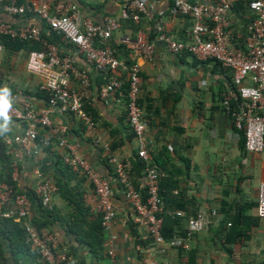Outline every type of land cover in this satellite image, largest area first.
I'll return each instance as SVG.
<instances>
[{"label":"crops","instance_id":"crops-1","mask_svg":"<svg viewBox=\"0 0 264 264\" xmlns=\"http://www.w3.org/2000/svg\"><path fill=\"white\" fill-rule=\"evenodd\" d=\"M60 1L72 2L81 18L88 17L100 24L107 17L116 16L122 2ZM145 1L147 12L136 22L137 30L134 32L127 20H121L107 44L118 58L139 66L141 82L137 102L143 113L144 139L151 162L168 179L164 189L166 203L185 206V209L166 211L171 217L176 216L177 210L182 213L176 224L181 226L174 227L176 233L182 231V234L173 236L180 239V245L171 246L168 240L162 246L152 242L146 230L134 221V210L125 201L122 188H118V180L112 176L114 165L108 162V153L129 171L128 167L134 168L138 143L127 121L123 91L102 97L99 87L112 77L126 82L125 73L118 69L101 73L83 55L76 54L74 46L61 34L31 13L13 15L0 11V22L35 25L44 40L56 43L63 53L75 55L77 67L88 76L86 106L93 112L95 128L89 130L77 117L53 109L48 114L51 125L40 127L38 140L26 150L20 142L24 123L9 117L6 130H0L1 174L10 173L11 186L28 197L30 223L33 217L48 222L42 227L41 235L54 236L56 252L61 258L64 256L59 263L264 264V215L257 209V188L264 181V148L261 152L245 149L243 135L235 129L222 103L225 97H236L232 72L214 59H199L187 51L169 52L160 35L186 42L192 19L171 13L173 0ZM3 2L0 0V4ZM250 16L251 11L244 14L233 6L230 9L229 28L235 46L241 39L244 47V27ZM138 32L153 42L149 58L135 52ZM28 51L26 47L12 49L0 44V89H9V101L13 105L20 107L25 101L34 108H42L47 105L45 91L40 89L41 78L25 68ZM245 82L250 84L249 79ZM69 85L79 90L75 79L71 78ZM58 125L65 126L64 134L51 131ZM61 138L75 144L81 159L110 182L116 215L110 229L105 231L104 249L98 251L97 257L81 246L75 234L67 229L70 206L54 184L56 178L64 179L57 164L67 153ZM94 139L100 144L107 143L108 152L95 145ZM82 175L78 172L68 182L83 191V203L90 215L86 217L88 222L98 212L92 185ZM38 180L47 181L54 188L48 205L41 204L50 213L47 218L39 216L40 198L34 191ZM141 180L142 176L138 183L143 187ZM189 217H201L202 227L189 232L186 222ZM8 235L0 220V264H30L32 255L13 250ZM110 249L112 255L108 253Z\"/></svg>","mask_w":264,"mask_h":264},{"label":"built area","instance_id":"built-area-1","mask_svg":"<svg viewBox=\"0 0 264 264\" xmlns=\"http://www.w3.org/2000/svg\"><path fill=\"white\" fill-rule=\"evenodd\" d=\"M246 2L251 11V17L246 25L244 47L234 45L233 33L229 28L228 13L234 3ZM0 11L13 15L34 14L53 31L61 34L75 48L76 54L84 56L87 62L101 73L115 72L117 69L125 73L127 82V121L137 140V157L145 163V172L141 185L146 188L143 198L139 190L129 179L124 164L108 153L107 160L114 165L115 173L120 183L125 201L134 210V221L143 227L155 245H164L162 235V217L159 209V172L150 165L151 155L144 139L143 113L138 105V91L141 78L139 66L133 62L127 64L118 58L107 44L113 30L120 26L121 20L132 19L137 22L142 13L147 12L145 0H122L121 8L116 16L107 17L104 23H95L90 18H81L76 5L60 0H6L0 4ZM171 13L188 16L192 26L188 32V40H173L160 35L171 53L187 51L199 59H214L232 72V81L236 85L234 104L228 97L222 101L226 112L232 117L234 127L244 138V147L249 152H261L264 148V0H173ZM12 39L34 40L42 44L41 49L29 50L26 56L25 68L41 78L40 89L47 93V105L34 108L29 102L22 106L10 103L8 117L24 123L21 135V145L28 150L37 138L38 129L50 126L48 114L57 109L77 117L82 126L93 130L95 119L93 112L87 108L86 99L89 91L87 74L76 65L75 55L63 53L56 43L47 42L41 36L40 29L31 24H10L0 22V35ZM137 55L151 57L153 42L145 34L138 32L135 41ZM78 82L79 90L69 85L70 79ZM250 80V84L246 80ZM122 80L109 78L99 87L102 97L114 95L122 87ZM54 133L64 134V125L51 128ZM66 144L67 153L62 157L65 164L79 171L92 184L96 199V209L105 231L110 229L116 215L112 200V190L109 180L99 171L86 164L78 154L77 146L61 138ZM99 145L108 152V144ZM0 169V175H1ZM53 186L38 180L35 194L40 198L42 206L48 205ZM11 205L12 208H11ZM30 201L26 194L15 191L12 186L0 180V217L22 219L24 223L25 242L36 249L41 259L47 264H58L61 258L56 252L55 238L52 235H40L29 221ZM257 209L264 215V181L257 188ZM181 215L180 211L175 212ZM204 221L201 217H189L187 226L189 232L199 230ZM171 246L180 245V239L173 237L167 241ZM160 251H163L160 248ZM110 255L113 250L108 251ZM147 264H154L153 261Z\"/></svg>","mask_w":264,"mask_h":264},{"label":"trees","instance_id":"trees-1","mask_svg":"<svg viewBox=\"0 0 264 264\" xmlns=\"http://www.w3.org/2000/svg\"><path fill=\"white\" fill-rule=\"evenodd\" d=\"M6 1V0H2ZM23 0H18V2H22ZM190 2L194 0H188ZM233 9L236 11L243 12L244 14H249V8L248 4L246 2H236L233 5ZM251 17V16H250ZM127 22H129L132 30L135 32L138 28V25L136 22H134L132 19H126ZM245 32L246 30V24H245ZM245 35V34H244ZM239 42L241 46L237 45L238 47H243V42ZM0 44H3L5 47H10L12 49H19V48H27L28 50H37L41 49V45L34 40H19V39H12L7 35H0ZM128 62V60H127ZM120 92L123 91V94L127 96V82H124L122 84V87L119 90ZM118 91V92H119ZM45 93V92H44ZM45 99L47 100V93H45ZM235 98L231 97L230 102L234 104ZM85 108L87 106L85 105ZM89 109V108H87ZM90 110V109H89ZM92 111V110H91ZM94 117V116H93ZM95 119V118H94ZM35 140H38V136ZM243 144H244V138H243ZM104 152V150L102 149ZM154 161H156V158H153ZM134 168L133 167H128L127 169L128 174H129V179L131 182L134 184V186L141 192L143 198L146 196V188L145 186L141 187L140 184L138 183V179L142 176H144L145 172V163L141 161L137 155H135L134 159ZM59 164V169L64 175V179L62 178H56L54 181V184L56 188L58 189V192L60 196L66 201L67 205L70 206V212H69V221L67 223V229L71 232H73L76 236L77 242L86 248L95 256L97 257L98 251H102L104 249V241H105V230L102 227L101 224V218L99 213L96 214L90 221L87 222L86 217H89V212H88V207L83 203V191H79L76 186L71 185L68 181L72 180L73 177H76L78 175L79 171H72L71 167L63 162L62 159L58 160ZM156 164V163H155ZM151 166H155L150 163ZM156 167V166H155ZM157 168V167H156ZM112 176L115 177L116 180H118V177L115 173V170L113 169L112 171ZM68 176V180L66 178ZM86 177L85 175H82ZM11 177L10 173H4L0 175V180L4 181L8 185H12L11 182ZM168 179L165 176H161L159 173V198H160V203H159V209H158V215L162 217V235L166 240L171 239L175 234H182L181 232H175V225L177 222L181 220L179 217L180 215H176L174 217L169 216L166 211L167 209H185V206L183 205H176V206H171L166 203V181ZM91 184V183H90ZM92 185V184H91ZM118 188L123 189L122 183L118 180ZM14 189V187H12ZM93 189V188H92ZM15 190V189H14ZM16 191V190H15ZM178 211V210H177ZM44 216L48 217L50 216V213L47 212V209L41 206V201L39 200V216ZM40 219V218H39ZM36 217L32 218V226L37 230V232L41 235L42 232V227L45 225L47 226L48 222L45 220H39ZM1 223L5 225V227L9 231V241L11 243V247L15 251H21L25 255L31 257L32 255V261L30 264H47L45 263L38 251L36 249H33L25 242V233H24V223L23 220L20 219L18 222L14 221V218H2L0 217ZM187 222V220H186ZM176 226H181L176 225ZM1 253V249H0ZM1 256V254H0ZM99 257V256H98ZM66 262V261H65ZM59 264H65L64 262H61Z\"/></svg>","mask_w":264,"mask_h":264},{"label":"clouds","instance_id":"clouds-1","mask_svg":"<svg viewBox=\"0 0 264 264\" xmlns=\"http://www.w3.org/2000/svg\"><path fill=\"white\" fill-rule=\"evenodd\" d=\"M9 108V89L5 87L3 89H0V119H2L4 122L0 124V130H6V126L9 122V117L7 115Z\"/></svg>","mask_w":264,"mask_h":264}]
</instances>
